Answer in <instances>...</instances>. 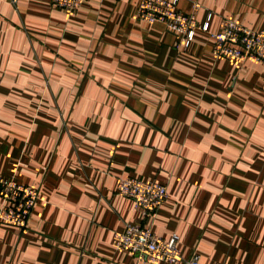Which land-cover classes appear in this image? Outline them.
I'll return each mask as SVG.
<instances>
[{"label": "crops", "instance_id": "crops-1", "mask_svg": "<svg viewBox=\"0 0 264 264\" xmlns=\"http://www.w3.org/2000/svg\"><path fill=\"white\" fill-rule=\"evenodd\" d=\"M140 1L0 0V174L39 190L25 229L0 220V264H153L115 248L128 222L206 264H264V64L216 57L203 30L186 46ZM194 2L211 31L264 30V0ZM126 177L167 186L155 217Z\"/></svg>", "mask_w": 264, "mask_h": 264}, {"label": "built area", "instance_id": "built-area-1", "mask_svg": "<svg viewBox=\"0 0 264 264\" xmlns=\"http://www.w3.org/2000/svg\"><path fill=\"white\" fill-rule=\"evenodd\" d=\"M17 0H13L15 3ZM85 0H51L52 4L69 11L79 9ZM180 0H141L137 18L148 23H162L168 30L185 35L186 46L196 31L210 32L215 40L214 54L239 60L252 59L264 64V30L250 28L231 18H224L219 30H210V20L199 21V2L193 3V10L185 12L179 8ZM117 193L133 200L135 208L155 217L161 204L168 197L165 184L144 181L134 177L122 178ZM0 220L25 229L31 211L39 199V190L19 182L16 177L0 174ZM179 235L164 239L150 227L126 223L125 228L115 231L113 244L118 250L129 249L140 259L157 264H206L198 254L185 256L179 249ZM214 264H222L216 262Z\"/></svg>", "mask_w": 264, "mask_h": 264}]
</instances>
